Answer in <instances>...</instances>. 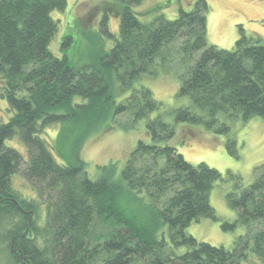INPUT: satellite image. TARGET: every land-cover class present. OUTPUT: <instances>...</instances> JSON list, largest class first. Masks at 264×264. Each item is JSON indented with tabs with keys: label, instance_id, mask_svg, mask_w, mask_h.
Returning <instances> with one entry per match:
<instances>
[{
	"label": "trees",
	"instance_id": "obj_1",
	"mask_svg": "<svg viewBox=\"0 0 264 264\" xmlns=\"http://www.w3.org/2000/svg\"><path fill=\"white\" fill-rule=\"evenodd\" d=\"M113 1L119 37L93 64L77 67L51 50L59 31L52 14L66 11L67 0H0V85L13 113L0 123L5 264H240L251 252L264 264V165L250 187L227 196L238 219L222 228L247 229L233 250L186 233L202 218L217 220L210 194L222 175L205 163L188 162L169 145L175 128L141 81L176 61L185 71L178 94L191 99L175 111L176 122L214 129L220 116L264 119V45L245 33L232 50L209 44L206 0H196L191 11L180 8L175 19L156 14L151 22L133 10L144 0ZM163 5L151 12H161ZM108 19L103 16L101 29L114 37ZM71 40L65 36L62 49ZM122 115L130 122L116 121ZM144 119L151 142L139 141L121 173L110 163L91 177L80 157L87 140L116 127L133 129ZM55 125L60 128L51 138L47 129ZM228 130L221 123L218 131ZM16 135L28 149L27 162L5 145ZM234 146L231 141L235 155ZM16 174L26 178L35 198L14 189ZM145 201L149 208L138 206ZM172 247L189 249L173 256Z\"/></svg>",
	"mask_w": 264,
	"mask_h": 264
},
{
	"label": "rangeland",
	"instance_id": "obj_2",
	"mask_svg": "<svg viewBox=\"0 0 264 264\" xmlns=\"http://www.w3.org/2000/svg\"><path fill=\"white\" fill-rule=\"evenodd\" d=\"M206 1L209 4V44L232 50L236 41L245 33L254 42L264 45V0ZM67 2L66 11H56L52 14L59 22V31L51 50L58 57L66 55L77 67L93 64L98 56L114 46L115 39L119 37L120 17L113 9L114 7L116 9L118 4L114 5L113 0H67ZM195 2L196 0H144L141 5L134 6L133 10L140 15L139 19L142 22H151L156 14H163L167 19H175L180 8L191 11ZM160 5H163L161 12H151ZM106 14L109 17V32L114 37L102 32L100 22ZM65 36H71L72 40L67 48L62 49ZM184 72V69L179 68L178 62L174 61L169 68L162 69L157 76L143 77L141 81L161 104L160 112L164 114L165 120L175 128V136L169 141V145L176 147L188 162L194 165L205 163L222 175V179L215 184L210 194V203L217 220L202 218L188 226L186 233L193 235L199 241L233 250L236 240L245 236L247 229L244 225H238L233 230L222 228L223 223H235L238 219V211L228 204L227 196L233 191L240 195L250 187L259 174L258 168L264 165V119L255 116L243 121L241 117L220 116V124L214 129H208L204 125L176 122L175 111L191 105L189 97L178 94L181 85L180 75ZM156 115L152 114L150 118ZM12 116L13 113L2 95L0 85V123L8 122ZM129 120L128 115L118 116L116 119L123 123H129ZM146 122L147 119L140 120L135 128L129 130L116 127L87 140L81 148L80 157L87 163L90 176L94 178L97 175L98 166L110 163L115 164L116 171L121 173L139 141L151 142ZM221 123L227 124L229 130L219 132ZM59 128V125L50 126L47 129L49 134L47 132L46 134L53 138ZM231 141L236 142V146L231 148L236 150L235 155L229 149ZM5 145L17 150L24 160L28 161V149L19 135L7 140ZM12 185L24 198H35V191L22 174L12 177ZM126 201V199L122 200L123 206H126ZM136 204L134 206H137ZM138 206L149 208L151 204L145 201ZM38 216L40 225L44 224L45 205L41 204L39 207ZM163 233L166 240L170 241L167 227H164ZM188 249V247H172L170 251L173 256H180ZM4 259V253L0 252V264H5ZM240 264H262V262L251 252Z\"/></svg>",
	"mask_w": 264,
	"mask_h": 264
}]
</instances>
